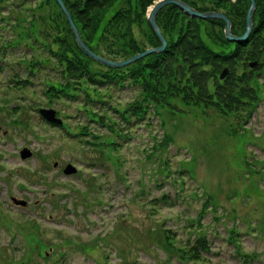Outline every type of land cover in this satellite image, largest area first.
<instances>
[{
    "label": "rangeland",
    "instance_id": "1",
    "mask_svg": "<svg viewBox=\"0 0 264 264\" xmlns=\"http://www.w3.org/2000/svg\"><path fill=\"white\" fill-rule=\"evenodd\" d=\"M40 2L0 0V263L264 264V65L248 118L180 103L124 118L139 89L76 79L70 90L54 44L34 33L47 23ZM30 59L47 62L31 73ZM66 163L77 171L64 174ZM200 236L197 260L161 242Z\"/></svg>",
    "mask_w": 264,
    "mask_h": 264
},
{
    "label": "trees",
    "instance_id": "2",
    "mask_svg": "<svg viewBox=\"0 0 264 264\" xmlns=\"http://www.w3.org/2000/svg\"><path fill=\"white\" fill-rule=\"evenodd\" d=\"M153 1L63 0L84 43L95 53L112 60L125 59L160 44L146 15V9ZM184 1L200 12H223L230 19L231 32L235 35L245 30L250 0ZM254 1L253 27L243 40L227 39L224 21L220 18L190 16L176 4H166L156 14V23L167 41L166 47L122 67L104 66L87 56L77 44L55 0H41L38 9L48 8L47 23L40 31L37 26L34 33L44 34L42 43L46 47L51 48L50 43L54 44L51 55L62 67L70 90L79 88L72 85L73 79L117 86L127 81L139 89L138 95L121 112L124 118L125 113L142 118L150 105L157 113L163 107L174 111L178 109V103L203 111L213 109L223 116L235 114L248 118L260 100L258 84L264 65V0ZM22 33L19 39L29 35L25 31ZM49 36L51 42L47 43ZM252 61H256L254 66L249 65ZM30 62L27 65L31 73L36 65L45 63L44 60ZM94 65L98 68L94 69ZM224 67L228 68V73L221 79L219 74ZM46 92L49 96H58L54 86L48 87ZM161 242L166 254L178 255L181 259H200L202 252L208 249L202 236L189 247Z\"/></svg>",
    "mask_w": 264,
    "mask_h": 264
},
{
    "label": "water",
    "instance_id": "3",
    "mask_svg": "<svg viewBox=\"0 0 264 264\" xmlns=\"http://www.w3.org/2000/svg\"><path fill=\"white\" fill-rule=\"evenodd\" d=\"M61 10L63 11L65 18L73 31V34L75 36V39L77 41V44L80 46V48L83 50V52L95 60L96 62L106 65V66H113V67H122L125 66L139 58L144 57L145 55L151 53V52H161L167 45V41L162 35L159 26L156 23V14L159 11L161 7H163L166 4L173 3L176 4L178 7H180L184 12L189 14L190 16H196V17H202V18H207V17H216L220 18L224 21V35L227 39L229 40H243L246 39L250 31L252 30L253 27V20H252V15H253V10L255 8V1L250 0L249 7L247 9L246 15H245V30L242 34L240 35H235L231 32V21L230 19L221 11H205V12H200L194 7L190 6L187 2L184 0H157L154 2V4L149 8L148 13H147V18L148 21L151 25V27L154 29L156 36L158 37L160 41V45L156 47H148L144 49L141 52H138L128 58L125 59H117V60H112L108 59L106 57H103L94 51H92L82 40L81 36L79 35L78 29L72 19V15L70 11L67 9L65 6L63 0H55ZM256 61H252L249 63L250 66H254ZM228 73V68L224 67L221 72L219 77L222 79L226 76ZM41 115L48 121L60 124L62 123V120L60 118L55 117L56 111L55 109L52 108H41L40 109ZM20 155L21 158H26L31 155L30 149L23 147L20 150ZM56 163H54L55 165ZM63 172L65 174H71L76 172V167L72 165L71 163L66 164V166L63 169ZM12 200L15 204L19 205H25L26 201L22 199H17L15 197H12Z\"/></svg>",
    "mask_w": 264,
    "mask_h": 264
},
{
    "label": "flooded vegetation",
    "instance_id": "4",
    "mask_svg": "<svg viewBox=\"0 0 264 264\" xmlns=\"http://www.w3.org/2000/svg\"><path fill=\"white\" fill-rule=\"evenodd\" d=\"M45 61V63L47 62V60L45 59L44 60ZM32 63V62H31ZM44 64V63H43ZM76 80V79H75ZM75 80L73 79L72 81L75 83ZM76 82H78V81H76ZM132 86H134V85H132ZM64 90L62 91V94H66L67 93V91H68V89L67 90H65V87L63 88ZM79 91V90H78ZM39 109V108H38ZM39 111V110H38ZM41 116V115H40ZM56 116L57 117H59L60 116V113H59V110H57L56 111ZM42 117V116H41ZM49 123V122H48ZM49 124H52V123H49ZM63 169V168H62Z\"/></svg>",
    "mask_w": 264,
    "mask_h": 264
}]
</instances>
